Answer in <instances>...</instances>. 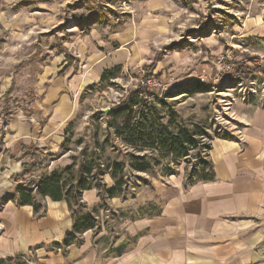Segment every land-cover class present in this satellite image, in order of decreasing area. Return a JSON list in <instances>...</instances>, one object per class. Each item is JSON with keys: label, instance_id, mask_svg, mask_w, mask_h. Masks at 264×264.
<instances>
[{"label": "rangeland", "instance_id": "374dc122", "mask_svg": "<svg viewBox=\"0 0 264 264\" xmlns=\"http://www.w3.org/2000/svg\"><path fill=\"white\" fill-rule=\"evenodd\" d=\"M94 34L111 48L118 47L114 37L127 38L133 59L116 79L71 95L74 116L60 153L74 174L92 165L99 204L93 209L82 202V213L102 220L109 245L110 230L122 232L127 218L148 213L143 195L171 189L179 179L188 183L207 153L198 148L173 160L159 151L140 152L149 171L133 172L131 150L108 128L110 109L141 91L152 95L159 122L171 131L201 129L204 145L224 135L236 139L252 112L264 110V0H0V127L16 115L36 114L52 82L65 85L83 73L78 52L85 43H79ZM114 165L120 166L122 192L106 199L101 189L114 185Z\"/></svg>", "mask_w": 264, "mask_h": 264}, {"label": "crops", "instance_id": "0c3cea01", "mask_svg": "<svg viewBox=\"0 0 264 264\" xmlns=\"http://www.w3.org/2000/svg\"><path fill=\"white\" fill-rule=\"evenodd\" d=\"M114 38L118 43L116 48L103 47L102 39L96 34L80 41L79 44H86L78 52L83 56L80 59L83 73L71 77L65 85L51 81L36 114L27 118L16 115L1 125L0 261L4 264H264L262 109L252 112L236 139L211 140L208 159L213 180L184 187V180L179 179L171 189H157L156 197L143 195L142 205L148 213L138 219L127 218L119 227L122 232L113 228L112 235L110 230L109 245L104 224L96 218L95 228L81 235V244L69 246L63 254L54 245L61 244L73 226L66 203L37 196L36 203L41 205L38 214L31 206H17V191L69 166L67 155L60 153V145L63 132L74 116L71 95L99 83L103 71L116 66L122 68L133 59L134 49L127 38ZM51 74L50 69L43 78L48 79ZM39 157L43 162L37 160ZM82 202L96 209L97 192L84 191ZM150 211L156 212L150 214ZM34 258L36 263L31 262Z\"/></svg>", "mask_w": 264, "mask_h": 264}, {"label": "trees", "instance_id": "16d2710c", "mask_svg": "<svg viewBox=\"0 0 264 264\" xmlns=\"http://www.w3.org/2000/svg\"><path fill=\"white\" fill-rule=\"evenodd\" d=\"M121 70L120 66H116L113 69L103 71L99 84L116 79ZM198 84L195 83L194 88H200ZM151 96V94L143 95L141 91H134L124 98L119 105L110 109L107 114L108 128L113 130L116 139L131 150L130 169L137 173L149 171L150 165L144 155H137L140 152L159 151L166 156H171L173 160H177L188 157L192 150L202 148L207 152L205 160L198 163L188 175V183L186 181L184 187L196 182L213 180L212 164L208 159L210 145L203 144L206 137L204 131L198 128L189 130L183 127H178L176 132L171 131L169 125H162L159 122L161 117L153 104L154 100H150L152 99ZM219 139L234 140L229 135H224ZM73 168L74 165H69L54 171L48 176L40 178L33 186L26 185L25 188L17 191V206H31L35 214H38L41 209V205L37 204L35 200L37 196L40 198L47 197L54 202L64 201L66 203L73 226L65 234L62 243L54 245L55 248L61 249L63 254L69 246L80 245L81 235L88 230H93L96 226V219L92 214L82 213L84 209L82 193L98 189L93 184L95 180L94 175H92L93 167L91 164H85L77 174H74ZM114 168L115 172L111 175L114 185L110 188L103 187L101 189L106 199H112L122 192L123 181L116 179L120 166L114 165ZM196 171H198L199 176L193 180ZM99 195L100 192H98ZM0 264H4V262L0 261Z\"/></svg>", "mask_w": 264, "mask_h": 264}, {"label": "built area", "instance_id": "2783aa9c", "mask_svg": "<svg viewBox=\"0 0 264 264\" xmlns=\"http://www.w3.org/2000/svg\"><path fill=\"white\" fill-rule=\"evenodd\" d=\"M224 69L227 71L230 70V68L228 66H225ZM145 81H146V84H148V85L151 84L150 81H147V80H145ZM141 84H143V83H141Z\"/></svg>", "mask_w": 264, "mask_h": 264}, {"label": "water", "instance_id": "95a60500", "mask_svg": "<svg viewBox=\"0 0 264 264\" xmlns=\"http://www.w3.org/2000/svg\"><path fill=\"white\" fill-rule=\"evenodd\" d=\"M106 112H109V110H107Z\"/></svg>", "mask_w": 264, "mask_h": 264}]
</instances>
